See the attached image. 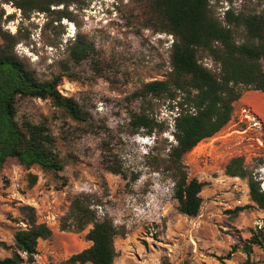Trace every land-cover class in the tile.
<instances>
[{"label": "rangeland", "instance_id": "obj_1", "mask_svg": "<svg viewBox=\"0 0 264 264\" xmlns=\"http://www.w3.org/2000/svg\"><path fill=\"white\" fill-rule=\"evenodd\" d=\"M264 0H210L217 17L261 11ZM15 20L4 24L11 33L24 23L26 42L16 51L42 81L60 77L59 91L83 113L74 120L52 100L20 99L18 120L45 123L56 141L64 170L45 172L10 159L0 173V261L13 255L15 234L27 228L22 208L35 210L39 223L53 231L38 244L34 263L68 264L89 248V228L64 232L63 217L77 196L88 197L98 217L109 216L118 228L113 264H248L242 242L253 233L264 237V211L252 206L247 180L225 175L234 157H244L264 191V133L250 128L244 106L235 103L231 122L184 158L190 178L205 183L197 217L178 211L174 182L152 165L167 143H174L176 111L153 102V116L168 129L132 133L131 115L140 102L133 94L145 83L164 80L170 71L174 38L161 31V19L149 0H80L61 23L55 15L36 13L25 22L21 12L5 5ZM47 24V25H46ZM81 37L94 45L88 60L67 61L68 42ZM2 39L0 37V44ZM201 63L216 70L207 56ZM264 70V60H262ZM111 169L120 170L112 172ZM36 178V180H35ZM239 207H247L235 215ZM234 247L239 249L233 253ZM33 263V264H34ZM89 264V263H88ZM249 264H264V249L253 246Z\"/></svg>", "mask_w": 264, "mask_h": 264}, {"label": "trees", "instance_id": "obj_2", "mask_svg": "<svg viewBox=\"0 0 264 264\" xmlns=\"http://www.w3.org/2000/svg\"><path fill=\"white\" fill-rule=\"evenodd\" d=\"M149 1L152 13L161 19V31L174 38L170 71L164 80L145 83L133 94L140 106L131 115V132L144 130L149 135H161L168 129L165 122L160 123L152 114L155 101L177 112L173 118L174 143L166 142L156 155H152V165L158 172L167 173L174 182L178 211L193 218L200 213L205 183L190 178L184 164L185 156L231 122L235 103L244 92L264 93V4L261 11L255 13L235 14L228 9L224 17L219 18L212 10L210 0ZM79 2L0 0V173L10 159H16L26 168L37 165L45 172L64 170V164L55 153L56 141L49 127L29 120L19 122L17 104L20 99L52 100L74 120L83 121L77 103L59 91L60 77L42 81L36 70L16 51L28 36L23 22L14 34L4 28V24L15 20L14 14L6 15L4 6L18 9L25 22L40 13L48 17L55 15L56 22L61 23L64 18H70L68 10ZM93 52L92 43L81 37L75 38L68 42L67 61L79 64L91 58ZM202 56L209 57L217 69H209L201 63ZM225 175L247 180L252 206L264 211L261 182L249 170L244 157L232 158L225 166ZM91 206L88 197L77 196L62 219L64 232L79 233L89 228L86 237L92 243L73 255L68 264H113L117 258L118 228L109 216L99 218ZM246 208L239 207L234 214ZM22 214L27 228L15 234L13 255L0 264H33L39 242L53 235L46 223L38 222L34 209L24 207ZM241 242L248 264L253 246L264 249V237L256 233ZM238 249L234 247L231 253Z\"/></svg>", "mask_w": 264, "mask_h": 264}, {"label": "crops", "instance_id": "obj_3", "mask_svg": "<svg viewBox=\"0 0 264 264\" xmlns=\"http://www.w3.org/2000/svg\"><path fill=\"white\" fill-rule=\"evenodd\" d=\"M237 103L250 109L262 121L264 133V93L259 91L244 92L242 98Z\"/></svg>", "mask_w": 264, "mask_h": 264}, {"label": "built area", "instance_id": "obj_4", "mask_svg": "<svg viewBox=\"0 0 264 264\" xmlns=\"http://www.w3.org/2000/svg\"><path fill=\"white\" fill-rule=\"evenodd\" d=\"M242 112H243V118H245L246 120L249 121V123H251L250 128H255L259 131H263L262 121L256 115H254L250 109L244 107ZM23 257H26V255H23ZM34 264H42V263L37 261Z\"/></svg>", "mask_w": 264, "mask_h": 264}]
</instances>
